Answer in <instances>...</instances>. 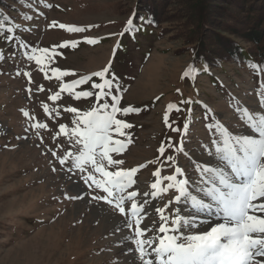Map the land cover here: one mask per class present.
Returning <instances> with one entry per match:
<instances>
[{"label":"rangeland","instance_id":"rangeland-1","mask_svg":"<svg viewBox=\"0 0 264 264\" xmlns=\"http://www.w3.org/2000/svg\"><path fill=\"white\" fill-rule=\"evenodd\" d=\"M137 4V0H37L32 7L8 11L20 36L0 60V264H141L135 245L125 239L133 232L125 227V216L105 201L94 200L93 196L106 193L84 182L91 168L86 166L88 170L81 173L71 158L64 164L58 159L80 149L60 133V126L70 131L78 113L113 103L109 98L97 101L99 91L92 85L103 81L94 73L108 68L109 79L115 70L118 80L111 81V93L122 97L118 106L141 109L117 114L132 127L124 129V136L113 133L126 149L112 154L124 163L108 168L138 169L136 183L128 191L138 193L136 202L148 214L141 228L158 219L157 208L169 217L179 211L197 222L204 219L190 200L176 201L178 193L167 187L171 182L165 178L187 179L189 191L207 201L211 174L203 169L226 168L217 152L218 146L223 147L220 126L234 135H251L242 119L244 110L264 114V73L256 76L246 64L227 61L193 81L185 78L192 51L184 43L186 37L173 27L180 21L164 20L151 32L150 42L141 35L132 41L124 37L130 11ZM61 24L85 31L70 33ZM89 39L97 42L90 44ZM119 42L129 48L124 55ZM65 43L67 47L62 46ZM40 49H48L49 55L38 65L28 57L34 50L39 55ZM122 56L130 62L118 66ZM55 69L68 75L57 78ZM84 77L91 78L72 94L60 91L64 84ZM84 91L93 96L74 98ZM57 93L59 99L51 100ZM196 101L198 108L192 105ZM169 105L174 107L169 110ZM181 105L184 111L177 110ZM203 109H208L210 119ZM180 118L185 123L177 130ZM157 171L159 178L154 175ZM157 179L166 191L151 187ZM76 196L82 198H71ZM130 203L125 202L127 216Z\"/></svg>","mask_w":264,"mask_h":264},{"label":"snow or ice","instance_id":"snow-or-ice-1","mask_svg":"<svg viewBox=\"0 0 264 264\" xmlns=\"http://www.w3.org/2000/svg\"><path fill=\"white\" fill-rule=\"evenodd\" d=\"M127 24L126 30H132V19H129ZM60 27L66 28L70 33L85 31L84 28L63 24ZM87 42L92 44L97 41L89 39ZM62 46L67 47L68 44ZM72 46L75 47V44ZM36 51L34 50L28 58L40 65L49 55V50L40 49L39 55ZM53 71L57 78L68 75L59 69ZM108 71L109 69L105 68L93 74L103 81L92 85L93 88L99 89L96 93L97 101L110 94L105 91L112 87L111 80L105 78ZM26 75L30 78L29 73ZM90 78L85 77L72 84H64L60 91L72 94L73 89ZM91 96V91L74 94L77 100ZM121 98L113 95L111 105L97 104L92 110L82 114L78 113L76 108L65 109L67 112L78 113L73 120L75 127L69 131L66 125H61L59 131L73 142V146L79 145L80 149L78 154L74 155L69 151L63 158L58 159L64 164L71 158L73 167L81 173L88 170L86 166L91 168L92 171H89L84 182H91L90 187L94 185L96 189L106 193L105 196H93L94 200L105 201L125 216V227L133 229L132 234L125 239L135 245L141 264H264V114L253 115L247 109L244 110L242 119L246 120L247 127L253 133L251 135H234L220 126L223 147L218 146L217 152L226 168L217 166L203 169L211 174L212 187L205 193L207 201L197 198L189 191L187 179L177 180L175 175L165 178L171 182L167 187L174 188L178 193L176 201L179 203L182 198L190 200L192 208L198 214L203 213L204 219L197 222L191 216H181L179 211L169 217L164 215V209L157 208L158 219L151 220L141 228L140 225L148 214L143 206L136 202L138 193L128 191L136 183L133 177L138 169L108 170L109 167L124 163L123 160L113 159L112 154H122L126 149V144L114 139L113 133L124 136V129L132 127L131 124L117 119V114L128 115L139 111L132 107L121 109L118 106ZM50 99L56 101L59 99V93ZM173 107L169 105V110ZM44 110L51 114L47 105ZM24 115L29 114L24 112ZM34 126L48 127L47 124ZM163 152L164 149L161 148V155ZM71 170L70 168L69 171ZM176 172L183 174L180 168H176ZM95 173L99 174V178ZM154 175L159 178L160 172L157 171ZM151 187L158 192L166 191L160 187L159 179L152 183ZM126 201L131 202L130 216L125 214ZM149 233L151 235H148Z\"/></svg>","mask_w":264,"mask_h":264},{"label":"trees","instance_id":"trees-1","mask_svg":"<svg viewBox=\"0 0 264 264\" xmlns=\"http://www.w3.org/2000/svg\"><path fill=\"white\" fill-rule=\"evenodd\" d=\"M36 2L0 0V60L6 56L11 43H15L20 36L19 25L14 23L8 11L18 6L32 7ZM137 3L130 11L134 27L126 30V24L122 35L131 41L141 35L150 42V36H153L151 32L159 28L164 20L173 24L180 21L179 27H173L178 29V34L186 37L184 43L192 51L185 77L190 81L208 74L214 68H220L227 61L246 64L256 76L264 73V0H137ZM118 46L123 55L129 50L127 45L120 42ZM129 62L123 57L118 61V66ZM109 80H118L115 70ZM111 90L112 87L105 89L110 94L102 99H112L115 94ZM190 105L185 107L189 108ZM192 105L198 108L199 102ZM178 109L184 111V106ZM203 110L206 118L210 119L208 109ZM185 121L189 122V117ZM185 121L179 119L177 130Z\"/></svg>","mask_w":264,"mask_h":264}]
</instances>
